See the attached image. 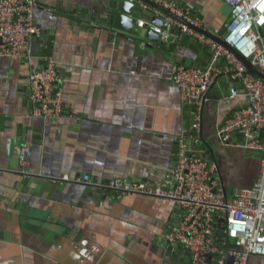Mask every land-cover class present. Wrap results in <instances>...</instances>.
<instances>
[{
  "label": "crops",
  "instance_id": "obj_1",
  "mask_svg": "<svg viewBox=\"0 0 264 264\" xmlns=\"http://www.w3.org/2000/svg\"><path fill=\"white\" fill-rule=\"evenodd\" d=\"M35 1L40 33L31 58L0 59V264H190L186 252L165 242L180 209L166 200L118 196L99 184L122 179L158 186L167 179L176 142L192 126L172 68L204 69L210 49L185 36L178 45L159 40L148 47L111 33L118 0ZM175 1L200 18V29L222 38L229 18L222 0ZM47 60L63 79L65 115L56 120L33 117L27 100V79ZM229 83L221 76L211 88L201 144L191 145L197 156L212 151L228 193L251 186L260 160L216 137L226 114L216 102ZM237 92L233 107L245 103ZM22 145L31 150L28 179L18 173ZM83 176L90 185L79 183ZM211 259L215 264L217 257Z\"/></svg>",
  "mask_w": 264,
  "mask_h": 264
},
{
  "label": "built area",
  "instance_id": "obj_2",
  "mask_svg": "<svg viewBox=\"0 0 264 264\" xmlns=\"http://www.w3.org/2000/svg\"><path fill=\"white\" fill-rule=\"evenodd\" d=\"M148 1L194 28H201L200 18L175 0ZM222 1L229 9V18L223 25L221 39L264 74V36L259 33L264 27V0ZM36 7L35 0H0V59L31 58L40 33L33 20ZM139 26L142 27L141 22ZM153 31L160 36L161 44L172 46L174 40L185 36L211 51L204 69L183 65L172 68V83L181 103L190 110L191 132L188 137L178 138L174 166L162 184L153 186L113 179L99 187L118 196L137 195L172 202L183 216L169 227L165 242L186 252L190 264H214L210 255L217 256L215 264H227L228 258H233V264H247L255 256L264 258V80L250 74L224 47L174 20L165 18L163 28ZM220 61L225 62L224 69L219 67ZM221 76H225L230 86L228 93L216 102L217 109L226 113L216 126V137L222 145L260 156L251 186L237 187L230 193L219 179L218 167L191 150V145L201 144L208 94ZM62 84L52 60L29 75L27 100L33 117L44 120L64 117ZM237 89L245 103L233 107ZM16 153L18 173L25 179L32 178L30 148L19 146ZM68 181L62 178V182ZM79 183L91 184L88 176H83ZM231 244L235 248H230Z\"/></svg>",
  "mask_w": 264,
  "mask_h": 264
},
{
  "label": "water",
  "instance_id": "obj_3",
  "mask_svg": "<svg viewBox=\"0 0 264 264\" xmlns=\"http://www.w3.org/2000/svg\"><path fill=\"white\" fill-rule=\"evenodd\" d=\"M142 6H138V5ZM165 18L174 20L187 28H190L198 33L205 35L206 37L212 39L218 45L227 49L232 53L247 69V71L264 80V74L255 70L247 60L240 57L232 48L225 45L221 38L207 34L204 30L200 28H194L193 26L187 24L184 20L175 17L173 14L164 10L162 7L155 5L148 0H135L131 3L129 0H118L117 11L111 14L109 23L110 26L107 28L111 33L116 34L119 37H127L133 41H142L148 47H158L160 36L153 31L154 28L162 29L164 26ZM138 22L142 23V27L138 26ZM224 29L220 31L219 34H223ZM260 35L262 34L261 29L259 30ZM212 151L207 148L204 157L210 164H219L218 160L212 161ZM220 223H223L221 221ZM222 229V228H221ZM230 248H235L234 245H230ZM217 256L210 255V258H216ZM227 264H233V258L227 259Z\"/></svg>",
  "mask_w": 264,
  "mask_h": 264
},
{
  "label": "trees",
  "instance_id": "obj_4",
  "mask_svg": "<svg viewBox=\"0 0 264 264\" xmlns=\"http://www.w3.org/2000/svg\"><path fill=\"white\" fill-rule=\"evenodd\" d=\"M188 38H189V37H188ZM190 39H191V38H190ZM182 40H184L183 36L178 37V38H177V41L175 42V44L177 43V45H178ZM175 44H174V45H175ZM174 45H173V46H174ZM175 46H176V45H175ZM199 46L202 47L201 45H199Z\"/></svg>",
  "mask_w": 264,
  "mask_h": 264
},
{
  "label": "rangeland",
  "instance_id": "obj_5",
  "mask_svg": "<svg viewBox=\"0 0 264 264\" xmlns=\"http://www.w3.org/2000/svg\"><path fill=\"white\" fill-rule=\"evenodd\" d=\"M259 167V166H258ZM228 191H229V189H228Z\"/></svg>",
  "mask_w": 264,
  "mask_h": 264
}]
</instances>
